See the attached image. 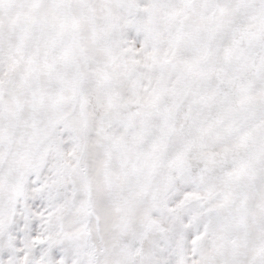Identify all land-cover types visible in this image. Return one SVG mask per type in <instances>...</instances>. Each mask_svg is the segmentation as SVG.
Wrapping results in <instances>:
<instances>
[{
	"label": "snow or ice",
	"instance_id": "snow-or-ice-1",
	"mask_svg": "<svg viewBox=\"0 0 264 264\" xmlns=\"http://www.w3.org/2000/svg\"><path fill=\"white\" fill-rule=\"evenodd\" d=\"M0 264H264V0H0Z\"/></svg>",
	"mask_w": 264,
	"mask_h": 264
}]
</instances>
